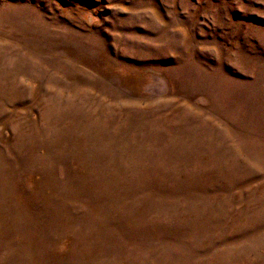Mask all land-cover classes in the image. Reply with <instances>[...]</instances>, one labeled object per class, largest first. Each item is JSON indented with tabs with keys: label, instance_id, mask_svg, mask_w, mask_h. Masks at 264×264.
<instances>
[{
	"label": "rangeland",
	"instance_id": "rangeland-1",
	"mask_svg": "<svg viewBox=\"0 0 264 264\" xmlns=\"http://www.w3.org/2000/svg\"><path fill=\"white\" fill-rule=\"evenodd\" d=\"M0 264H264V0H0Z\"/></svg>",
	"mask_w": 264,
	"mask_h": 264
}]
</instances>
